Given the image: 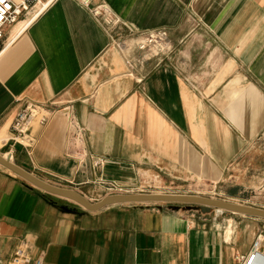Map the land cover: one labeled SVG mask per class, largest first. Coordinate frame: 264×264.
<instances>
[{
	"label": "crops",
	"instance_id": "0c3cea01",
	"mask_svg": "<svg viewBox=\"0 0 264 264\" xmlns=\"http://www.w3.org/2000/svg\"><path fill=\"white\" fill-rule=\"evenodd\" d=\"M44 2L0 42V153L83 195L100 178L152 193L220 188L264 132V0ZM99 4L110 17L92 13ZM129 28H166L172 50L130 59L112 41ZM28 102L52 116L32 122L35 143L24 147L11 126ZM165 204L69 207L1 166L0 256L26 237L44 264L250 260L261 217L214 221ZM254 260L264 264V242Z\"/></svg>",
	"mask_w": 264,
	"mask_h": 264
},
{
	"label": "built area",
	"instance_id": "2783aa9c",
	"mask_svg": "<svg viewBox=\"0 0 264 264\" xmlns=\"http://www.w3.org/2000/svg\"><path fill=\"white\" fill-rule=\"evenodd\" d=\"M82 2L84 5L90 6L92 0H82ZM44 3V0H0V42L4 38L7 27L16 24L22 14L31 12L37 5L44 6ZM91 10L98 18L104 15H107V17L111 16L109 8L104 4L94 5ZM112 41L130 59H132V56L138 55L137 60L141 64H144L152 58H157L162 61L163 57L169 55L172 50L169 31L166 28L140 32H134L133 29L129 28V31L125 34L118 32L113 35ZM62 110L63 108H58L56 111ZM51 116L52 111L47 106L33 102L26 103L16 113L11 126L12 140L14 143L22 144L24 147H31L35 143V136L31 133L32 122L36 119L40 122H46ZM95 165L99 164L95 163ZM99 183L104 190H116L118 191L116 193H152L146 190L147 184L133 186L102 178H100ZM114 193L111 192L110 194ZM35 248L31 241L24 237L16 245L10 257L6 259L0 256V264H44L45 251L39 250L35 252ZM253 248L256 254L253 251L250 260L241 257L242 264H251L252 259L258 253L259 242H256Z\"/></svg>",
	"mask_w": 264,
	"mask_h": 264
},
{
	"label": "rangeland",
	"instance_id": "374dc122",
	"mask_svg": "<svg viewBox=\"0 0 264 264\" xmlns=\"http://www.w3.org/2000/svg\"><path fill=\"white\" fill-rule=\"evenodd\" d=\"M1 154H4L5 157L9 156L6 154V149H1ZM15 161V159L13 158ZM228 180L224 183H221V187L215 190L205 189L201 191V193H194L202 196L208 197H216L227 199L235 202L245 203L249 205H254L258 207L264 208V132L251 144L247 152L237 160L231 167ZM56 184V183H53ZM95 187L93 191H89L85 193L88 199L92 201L100 200L106 194H110L111 192H118L116 190L109 191L101 186L99 182H94ZM93 184V186H94ZM58 186L74 188L75 185L71 183H57ZM44 191V190H42ZM47 195L53 198L60 204L67 205L69 207H81L76 202L62 198L60 196L51 195L48 192ZM166 203L168 207L174 208L178 207L187 212H194L203 217H207L208 219L213 218L214 221H220L221 218L226 216H235L239 214H234L230 211L222 212L224 214L216 215L215 208H211L210 210L204 211L200 205L197 204H188V203H176V202H162ZM144 205V204H142ZM214 209V210H213ZM261 229L259 234L253 244L259 242L262 244L264 242V218H259ZM8 258V257H7ZM6 258V259H7Z\"/></svg>",
	"mask_w": 264,
	"mask_h": 264
},
{
	"label": "water",
	"instance_id": "95a60500",
	"mask_svg": "<svg viewBox=\"0 0 264 264\" xmlns=\"http://www.w3.org/2000/svg\"><path fill=\"white\" fill-rule=\"evenodd\" d=\"M12 155V153H10ZM0 163L6 168L13 171L17 176L24 179L29 184L44 190L50 194L70 199L80 206L90 211H97L104 207L125 203H152V202H176L197 204L204 211L215 208L216 211L222 213L230 211L243 215L256 216L264 218V208L245 203L235 202L227 199L202 196L198 194L185 193H114L105 195L100 200L92 201L81 192L73 188L58 186L50 183L39 176L33 174L27 169L17 164L11 158H5L0 153Z\"/></svg>",
	"mask_w": 264,
	"mask_h": 264
},
{
	"label": "bare ground",
	"instance_id": "6f19581e",
	"mask_svg": "<svg viewBox=\"0 0 264 264\" xmlns=\"http://www.w3.org/2000/svg\"><path fill=\"white\" fill-rule=\"evenodd\" d=\"M4 157H5V156H4ZM5 158H11V160H12V155L9 154V156H6ZM1 166L4 167V168H6L5 166H3V165L0 163V167H1ZM6 169L9 170L10 172H12L13 174H15V173H14L13 171H11L10 169H8V168H6ZM15 175H16V174H15ZM254 252H255V254H256V251H254ZM255 254H254V255H255ZM250 257H251V256H250ZM250 257H249V258H250ZM255 257H256V256H255ZM255 257L252 259L251 264L255 261V260H254ZM250 259H251V258H250ZM248 260H249V259H248ZM248 260H247V261H248Z\"/></svg>",
	"mask_w": 264,
	"mask_h": 264
}]
</instances>
